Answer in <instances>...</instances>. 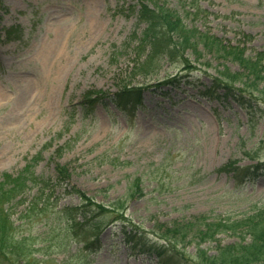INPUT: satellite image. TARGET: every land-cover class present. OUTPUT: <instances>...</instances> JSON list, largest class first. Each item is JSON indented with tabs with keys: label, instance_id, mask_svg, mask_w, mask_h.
<instances>
[{
	"label": "rangeland",
	"instance_id": "rangeland-1",
	"mask_svg": "<svg viewBox=\"0 0 264 264\" xmlns=\"http://www.w3.org/2000/svg\"><path fill=\"white\" fill-rule=\"evenodd\" d=\"M2 1L1 27L21 29L12 34L14 39L0 42V175L18 173L36 154L43 156L36 174L52 179L58 162L70 172L68 182L53 190L45 210L25 213L37 186L24 194L26 203L14 208L17 232L38 235L29 242L45 240L31 245V251L45 246L47 254L35 251L33 262L79 264L76 241L70 253L61 252L60 229L51 231L55 210L80 202L70 186L99 203L123 199L127 214L146 230L156 221L170 223L204 213L240 217L264 203V175L236 186L229 174L218 171L230 159L252 163L244 151L253 147L264 160V109L248 112L235 101L202 94L209 74L216 75L223 66L237 71L235 62L222 65L205 53L202 60L211 61L209 73L203 67L181 79L179 87H159L157 83L182 73V67L162 57L139 71L144 58L133 45H124L138 27V0ZM159 1L177 10L188 28L245 44L250 54L264 50V0H199V17L196 7H189L191 0ZM135 3V9L129 8ZM187 55L194 59L190 51ZM120 81L149 87L134 116L111 101L85 115L81 100L87 90L112 92L121 88ZM60 146L64 148L58 152ZM101 154L118 160L97 158ZM139 176L143 192L129 196V184ZM221 237L222 242L232 240ZM100 239L102 247L90 255L89 264H160L154 255L131 250L116 225L103 227ZM215 243L202 247L212 254ZM186 251L197 258L194 242Z\"/></svg>",
	"mask_w": 264,
	"mask_h": 264
},
{
	"label": "trees",
	"instance_id": "trees-1",
	"mask_svg": "<svg viewBox=\"0 0 264 264\" xmlns=\"http://www.w3.org/2000/svg\"><path fill=\"white\" fill-rule=\"evenodd\" d=\"M190 3L189 7H196L193 9L194 14L199 17V12L203 10L198 1L191 0ZM182 5L185 10L186 5L184 3ZM138 13L140 21L147 24L143 31L144 37L138 42V54L145 52L147 47L151 48L146 63L150 64V60L152 63V55H162L168 58L180 57L183 63L193 66L187 55L188 51L194 55L193 62L207 66H211V61L202 60L205 53L211 54L213 60L222 65L225 61H233L242 68V71H231L224 66V69L219 71L220 76L215 77L212 85L206 90L207 93L217 95L220 87H227L225 95L233 93L239 97L241 91L250 94L256 90L259 93V101L264 103V50L250 54L245 44L226 43L207 31L188 28L183 16L181 17L177 10L161 4L159 0H140ZM259 83H262L261 88H259ZM122 90L139 101L137 88H128L124 85ZM118 97L124 101L123 94H119ZM57 170L60 179L68 178L69 172L65 166L58 164ZM221 170L232 173L239 183L252 174L249 167L236 165L234 161H229ZM25 171L17 176L4 174L3 179L0 180V255L10 261L36 264L37 261L33 262L35 257L32 253L42 251L45 246L31 251V245L40 241L29 242V240L38 239V235H19L16 231L17 226L10 219V211L3 207L6 202L13 201L15 205L21 203L22 198H16L26 190L28 179L39 180L36 183L44 184L42 190L51 183L50 179H38L34 176V172L30 175L28 169ZM141 183L142 178L136 177L129 186L128 195L142 194ZM52 184L55 186V183ZM74 191L80 196L82 204L66 206L58 210L57 216L65 221L61 226L63 234L59 235V246L64 245L66 240L68 242L73 237L79 225L86 224L90 228L89 233L94 234L96 231L97 234L94 239L85 240L83 248L89 249L93 244H95L93 249L100 247L98 234L101 226L109 223V215H114L113 219L120 221L119 228L124 233V237L133 243L134 249L141 252H154L161 257L168 254V257L173 258L178 264H264V205L240 218L229 216L212 218L207 214H201L193 216L192 219L175 220L170 223L156 221L153 231L157 239L154 240L149 239L142 227L137 226L124 215L120 209L124 206L123 199H118L112 204L113 206L109 207L94 201L92 197L79 189ZM38 201H33L28 211L36 207ZM46 201L45 204H47ZM79 215L83 216V221L78 220ZM223 235L233 239L229 242H222L221 236ZM193 242L197 247L195 255L199 260L179 248L180 244L187 246ZM206 242H216L214 244L215 253L209 254L202 248L201 244ZM81 255H79V261L82 260ZM46 262L48 264V260Z\"/></svg>",
	"mask_w": 264,
	"mask_h": 264
}]
</instances>
